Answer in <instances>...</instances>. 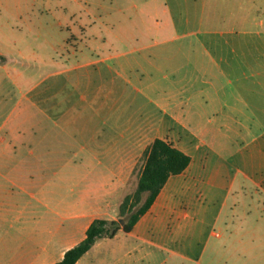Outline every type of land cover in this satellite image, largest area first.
Segmentation results:
<instances>
[{"label": "rangeland", "instance_id": "obj_1", "mask_svg": "<svg viewBox=\"0 0 264 264\" xmlns=\"http://www.w3.org/2000/svg\"><path fill=\"white\" fill-rule=\"evenodd\" d=\"M11 1L21 2L26 16L8 13L6 21L28 29L30 50L24 56L12 51L9 58L14 76L19 70L30 83L39 82L31 98L40 99L44 89L46 96L61 90L79 113L95 116L89 128L111 134L163 120L174 124L160 107L164 102L190 125L185 145L191 167L177 178L169 208L145 220L139 234L146 241L122 230L115 237V246L131 249L124 264H264V168L250 164L244 148L213 119L210 105L201 104L198 36L207 46L230 37L232 3L207 1L201 15L196 0H155L168 4L171 34L180 38L159 46L169 51H124L131 45L118 37L133 30V6L146 0ZM180 43L184 50L175 51ZM10 94L0 113L19 112L26 104L16 89ZM144 159L134 169L130 194Z\"/></svg>", "mask_w": 264, "mask_h": 264}, {"label": "crops", "instance_id": "obj_2", "mask_svg": "<svg viewBox=\"0 0 264 264\" xmlns=\"http://www.w3.org/2000/svg\"><path fill=\"white\" fill-rule=\"evenodd\" d=\"M196 1L201 15L207 1L226 2ZM229 1L234 23L230 37L214 39L207 46L198 36L205 95L201 104L210 105L213 119L221 121L219 126L227 128L231 140L244 148L250 164L264 168V0ZM154 2L133 6L138 15L134 28L118 37L131 45L124 51H156L179 37L171 34L175 25L168 4ZM8 13L20 20L26 16L21 2L0 0V111L9 103L12 89L26 98V104L19 112L0 113V264H56L86 237L95 219H118L119 206L130 194L134 169L143 156L145 164L146 152L156 138L190 155L185 139L191 128L172 112L170 102L160 107L176 126L163 120L111 134L104 128H89L95 116L79 113L76 103L61 90L46 96L44 89L40 99L31 98L39 82L30 83L19 70L14 76L9 58L12 51L24 56L30 50V35L28 29L7 22ZM183 50L180 43L175 51ZM206 91L212 92V100ZM79 120H84L81 128ZM191 163L183 173L169 178L150 209L125 233L146 241L139 234L147 227L145 220L169 208L177 178L184 176ZM116 235L99 239L76 264H124L131 249L115 246Z\"/></svg>", "mask_w": 264, "mask_h": 264}, {"label": "trees", "instance_id": "obj_3", "mask_svg": "<svg viewBox=\"0 0 264 264\" xmlns=\"http://www.w3.org/2000/svg\"><path fill=\"white\" fill-rule=\"evenodd\" d=\"M191 160L190 155L173 144L156 138L146 152V161L135 192L126 195L119 206L118 219H95L87 229L86 237L68 249L56 264H76L99 239L113 238L121 230L130 232L150 209L169 178L183 173ZM145 193L147 196L143 201Z\"/></svg>", "mask_w": 264, "mask_h": 264}]
</instances>
